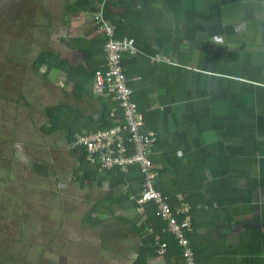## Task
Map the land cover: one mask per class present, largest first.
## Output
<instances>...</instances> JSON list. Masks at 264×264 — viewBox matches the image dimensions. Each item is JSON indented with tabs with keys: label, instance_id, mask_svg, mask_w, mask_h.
I'll use <instances>...</instances> for the list:
<instances>
[{
	"label": "crops",
	"instance_id": "obj_1",
	"mask_svg": "<svg viewBox=\"0 0 264 264\" xmlns=\"http://www.w3.org/2000/svg\"><path fill=\"white\" fill-rule=\"evenodd\" d=\"M98 13L137 52L124 56L123 68L146 128L158 136L156 188L172 199L183 194L195 206L191 241L197 264H264V0H57L54 66L64 76L51 84L57 90L51 107L69 109L51 124L76 169L74 136L107 127L113 103L94 91V74L106 65ZM46 53H38L37 69L46 65ZM13 134L20 136L16 129ZM33 139L29 133L21 143L34 148ZM76 181L70 195L57 194L67 197L60 206L68 218L57 219L62 258L80 257L88 247L83 243L74 255L58 243L66 238V222L86 230L108 222L120 226V217L128 216L136 226L126 225L133 239L131 264H184L182 256L152 251L147 230L137 229L147 211L156 216L153 204L144 206L145 213L137 203L136 209L121 208L108 185ZM126 242L125 251L132 248ZM112 259L124 263V251Z\"/></svg>",
	"mask_w": 264,
	"mask_h": 264
},
{
	"label": "rangeland",
	"instance_id": "obj_2",
	"mask_svg": "<svg viewBox=\"0 0 264 264\" xmlns=\"http://www.w3.org/2000/svg\"><path fill=\"white\" fill-rule=\"evenodd\" d=\"M40 51L55 55L51 66L37 69ZM56 62L57 0H0V264H131L132 233L124 223L85 230L71 219L64 224L66 238L58 243L67 244L74 255L83 243L88 247L80 257L68 259L57 247V219L68 218L63 209L67 197L61 194L57 199V194L72 193L69 186L78 182V172L46 112L57 105V90L51 84L57 83V75L64 76ZM29 133L34 148L21 143ZM34 164L46 165L49 173L35 172ZM67 212L74 213L72 208ZM126 241L132 248L125 251ZM120 251L125 253L124 263L112 259Z\"/></svg>",
	"mask_w": 264,
	"mask_h": 264
},
{
	"label": "built area",
	"instance_id": "obj_3",
	"mask_svg": "<svg viewBox=\"0 0 264 264\" xmlns=\"http://www.w3.org/2000/svg\"><path fill=\"white\" fill-rule=\"evenodd\" d=\"M95 25L106 36L107 42L104 47L106 65L95 72L94 91L113 102L110 121L104 129L76 135L72 147L82 150L86 162L99 167L100 171L117 169L126 173L134 167L139 168L142 190L140 195L133 197L138 211L145 213L144 206L153 204L157 208L156 216L166 223L161 234L149 229L157 253L160 256L167 254L169 245L163 241L162 234H168L183 249L184 264H197V254L191 242L194 232L192 204L183 194H177L173 200L156 188L160 171L153 158L158 136L154 130L146 128L144 114L133 98L123 68L124 56H135L137 52L125 38L116 39V31L104 19L103 13L96 15Z\"/></svg>",
	"mask_w": 264,
	"mask_h": 264
},
{
	"label": "trees",
	"instance_id": "obj_4",
	"mask_svg": "<svg viewBox=\"0 0 264 264\" xmlns=\"http://www.w3.org/2000/svg\"><path fill=\"white\" fill-rule=\"evenodd\" d=\"M118 37L121 38V35H118ZM53 58H54V55L52 53H46L42 55L41 61L47 66H51L53 62ZM55 64L57 65V62ZM68 109L69 108L51 107L47 110V116L50 118L52 124H56L57 123V113L59 111L60 113L65 112ZM155 149H156V146H155ZM72 153L77 158V164H78L77 171L80 173V176L78 174V179L80 182L86 181L88 185H92L96 183V185H98L99 187H102L106 184L108 185L109 189L113 191H117L116 194L111 195L110 197L111 199L115 201L116 204H118V206H120L121 208L128 206L126 208L136 209V200L133 197H137L138 195L141 194L142 182H143L142 177L140 175L139 168L134 167L132 170L126 173L120 170H117V169L100 171L99 167L89 165L86 162V157L82 150L72 149ZM43 170L47 172L49 169L42 165H37L34 167V171L37 173L45 174ZM174 205H175V201H174ZM192 206H193V213H194L195 206L193 204ZM193 216H195V213ZM120 219H122L124 224L130 225L133 228L136 227V226L131 225L133 224V222L129 224L130 220H126L128 219V216H121ZM165 224H166L165 222H161V220L157 216H155L152 210V211H147L146 219L142 222L141 226L137 227V229L142 228L143 230L144 229L147 230V231H144L145 233H147V236H146L147 238L145 242L146 243L149 242L148 247H150L152 251L154 252H156V248L153 246V234L150 233L149 229L152 228L154 229L156 234H161L162 229L165 227ZM162 239L169 245L167 254L171 252V254L166 256V258L170 257L171 255H175L177 257L179 256L183 257V249L182 248L180 249L176 239L173 236H170L168 234H162ZM192 239H193V236H191V240ZM144 251L146 250L143 248L142 252L144 253ZM183 263H184V259H183ZM134 264H137V263H134Z\"/></svg>",
	"mask_w": 264,
	"mask_h": 264
},
{
	"label": "clouds",
	"instance_id": "obj_5",
	"mask_svg": "<svg viewBox=\"0 0 264 264\" xmlns=\"http://www.w3.org/2000/svg\"><path fill=\"white\" fill-rule=\"evenodd\" d=\"M96 15H97V14H96ZM95 18H96V17H95ZM95 26H96V25H95ZM112 26H113V25H112ZM113 27H114V26H113ZM96 28H97V27H96ZM114 29H115V28H114ZM97 31H98V29H97ZM115 31H116V30H115ZM98 32H99V31H98ZM101 34H102V33H101ZM103 35H104V34H103ZM104 36H105V35H104ZM105 37H106V36H105ZM116 39H118V38H117V33H116ZM118 40H121V39H118ZM106 42H107V38H106ZM105 44H106V43H105ZM104 47H105V45H104ZM104 53H105V52H104ZM94 75H95V74H94ZM103 129H104V128H103ZM100 130H101V129H100ZM97 131H98V130H97ZM95 132H96V131H95ZM86 133H91V132H86ZM78 134H79V133H78ZM78 134H76V135H78ZM82 134H84V133H82ZM76 135H75V136H76ZM75 136H74V138H75ZM73 141H74V140H73ZM72 143H73V142H72ZM71 148H72V149H75V150H80V149L73 148L72 145H71ZM84 154H85V153H84ZM192 234H193V233H192ZM192 234H191V235H192ZM191 242H192V241H191Z\"/></svg>",
	"mask_w": 264,
	"mask_h": 264
},
{
	"label": "flooded vegetation",
	"instance_id": "obj_6",
	"mask_svg": "<svg viewBox=\"0 0 264 264\" xmlns=\"http://www.w3.org/2000/svg\"><path fill=\"white\" fill-rule=\"evenodd\" d=\"M195 231H196V228H195V226H194V232H195ZM194 232H193V234H194ZM193 234H192V235H193Z\"/></svg>",
	"mask_w": 264,
	"mask_h": 264
}]
</instances>
